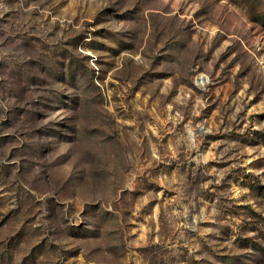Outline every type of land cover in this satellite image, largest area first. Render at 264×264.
<instances>
[{"label":"rangeland","instance_id":"obj_1","mask_svg":"<svg viewBox=\"0 0 264 264\" xmlns=\"http://www.w3.org/2000/svg\"><path fill=\"white\" fill-rule=\"evenodd\" d=\"M0 264H264V0H0Z\"/></svg>","mask_w":264,"mask_h":264}]
</instances>
